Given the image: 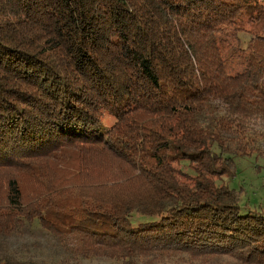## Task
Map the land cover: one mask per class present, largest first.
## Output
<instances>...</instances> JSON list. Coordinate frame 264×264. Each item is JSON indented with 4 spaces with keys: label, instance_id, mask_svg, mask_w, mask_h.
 <instances>
[{
    "label": "trees",
    "instance_id": "16d2710c",
    "mask_svg": "<svg viewBox=\"0 0 264 264\" xmlns=\"http://www.w3.org/2000/svg\"><path fill=\"white\" fill-rule=\"evenodd\" d=\"M243 25L231 76L226 28L240 45ZM250 118L264 120V0H0V171L45 192L24 203L15 177L0 184V264H49L12 248L35 222L51 264H264V209L243 214L218 183L264 156ZM66 147L71 175L118 162L106 181L50 183L39 159Z\"/></svg>",
    "mask_w": 264,
    "mask_h": 264
},
{
    "label": "rangeland",
    "instance_id": "374dc122",
    "mask_svg": "<svg viewBox=\"0 0 264 264\" xmlns=\"http://www.w3.org/2000/svg\"><path fill=\"white\" fill-rule=\"evenodd\" d=\"M245 30L238 29L236 34L239 38L238 41L233 39L230 34L234 31L233 27L226 28V44L228 48L225 50L227 61V70L229 75L234 76L240 73L244 68V59L234 51L238 48H245L246 42L251 38L247 32L249 30L247 25H243ZM247 123L257 129L255 135H264V120L260 118H250ZM114 123L112 116L105 114L103 120V127L108 128ZM82 152H87L86 147H82ZM79 150L72 147L63 149V153L57 157H42L39 159L41 170L45 173L42 174L47 181H56L61 178L71 177L70 183L83 184L91 181H106L110 173L114 172L113 167L118 162L111 157L94 158L90 161V171H79L78 175H71L74 166V157H77ZM107 156V155H106ZM263 157V158H262ZM250 155L246 157L237 156L235 158V174L232 178L223 177L218 181L219 184L226 185L231 189L237 191L240 195V202L242 206V213L246 214L256 210L264 209V156ZM58 158V159H57ZM179 167V166H178ZM68 168V169H65ZM80 170V169H78ZM25 172L31 173L28 170ZM17 170L0 171V184L8 182L11 177H15L20 183L24 203H29L33 199H37L42 191L43 186L31 177V174L21 173ZM52 178V179H51ZM73 181V182H72ZM5 183V187H6ZM72 184V185H74ZM77 184V185H78ZM70 186V185H69ZM69 195L62 196L63 201ZM76 196L80 197V193L76 192ZM4 198L3 189L0 188V199ZM29 205V204H28ZM138 218V215H136ZM53 239L50 233L35 222L32 226H27L21 238L12 241V248L20 258L28 259L34 258L37 261L45 260L49 264L54 260ZM75 244L80 247V242L76 241ZM71 264H123V260L115 258L101 257L93 258L90 260L76 259Z\"/></svg>",
    "mask_w": 264,
    "mask_h": 264
}]
</instances>
